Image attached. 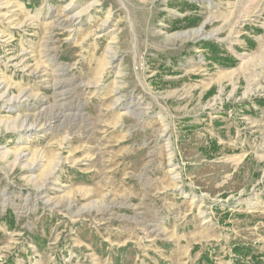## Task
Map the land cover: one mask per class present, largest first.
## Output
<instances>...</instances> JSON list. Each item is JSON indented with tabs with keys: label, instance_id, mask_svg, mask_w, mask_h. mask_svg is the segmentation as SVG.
I'll return each mask as SVG.
<instances>
[{
	"label": "rangeland",
	"instance_id": "1",
	"mask_svg": "<svg viewBox=\"0 0 264 264\" xmlns=\"http://www.w3.org/2000/svg\"><path fill=\"white\" fill-rule=\"evenodd\" d=\"M0 264H264V0H0Z\"/></svg>",
	"mask_w": 264,
	"mask_h": 264
},
{
	"label": "bare ground",
	"instance_id": "2",
	"mask_svg": "<svg viewBox=\"0 0 264 264\" xmlns=\"http://www.w3.org/2000/svg\"><path fill=\"white\" fill-rule=\"evenodd\" d=\"M73 17H69V16H67V17H65V18H63V20H62V22H65V23H70L72 20ZM193 33H194V35H198V36H201L202 35V33H203V27H201V28H199V29H197V30H194L193 31ZM62 70H66V69H62ZM64 72V71H63ZM66 92V93H65ZM67 93H69L67 90L66 91H64V94H67ZM61 94V93H60ZM60 94H58L59 96H60ZM63 94V93H62ZM62 97V96H61ZM63 98V97H62ZM62 104L63 103H60V104H56L54 107H56L57 109H58V106H62ZM134 108L136 109V110H139V109H141V105H140V103L138 102V103H135V105H134ZM62 109V108H61ZM53 111V113H49L50 115H49V117L48 118H46L47 120H51V121H55V120H57V119H59V116L61 115V112L59 111V110H52ZM64 114V113H63ZM45 117L47 116V115H44ZM44 116H43V118H44ZM66 117L63 119V120H60L61 122V124H60V126H62V129H66L67 131H71L72 129H74L76 126H77V124H79L78 123V121L80 120V119H82L81 117H79V116H77V115H65ZM81 121V120H80ZM59 126V127H60ZM61 128V127H60Z\"/></svg>",
	"mask_w": 264,
	"mask_h": 264
}]
</instances>
